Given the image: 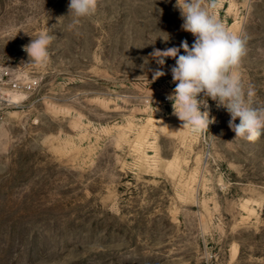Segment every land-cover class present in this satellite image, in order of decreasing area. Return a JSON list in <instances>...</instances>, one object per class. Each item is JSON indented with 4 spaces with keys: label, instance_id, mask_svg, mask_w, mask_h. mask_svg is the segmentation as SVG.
I'll list each match as a JSON object with an SVG mask.
<instances>
[{
    "label": "rangeland",
    "instance_id": "obj_1",
    "mask_svg": "<svg viewBox=\"0 0 264 264\" xmlns=\"http://www.w3.org/2000/svg\"><path fill=\"white\" fill-rule=\"evenodd\" d=\"M68 4L0 0V264H264V136L235 138L211 99L193 134L166 98L175 60L152 80L154 49L194 42L176 0H97L76 24ZM214 14L247 38L239 71L264 107V0Z\"/></svg>",
    "mask_w": 264,
    "mask_h": 264
},
{
    "label": "clouds",
    "instance_id": "obj_2",
    "mask_svg": "<svg viewBox=\"0 0 264 264\" xmlns=\"http://www.w3.org/2000/svg\"><path fill=\"white\" fill-rule=\"evenodd\" d=\"M175 7L183 20L182 30L191 33L194 42L189 46L183 40L179 47L154 49L149 55L160 67L153 70L152 80L165 75L161 69L166 58L174 59L171 75L175 88L166 98L172 103L173 115L182 122L181 128L193 134L208 131L209 125L215 123V117L210 118L211 99L217 108L230 114L229 128L235 138L256 142L264 136V107L255 106V87H245L239 71L247 54V38L230 31L216 17L217 0H176ZM96 10L97 0H69L66 16L76 24ZM53 39L48 31L32 38L23 47L28 62L46 65ZM181 49L184 54H180Z\"/></svg>",
    "mask_w": 264,
    "mask_h": 264
},
{
    "label": "built area",
    "instance_id": "obj_3",
    "mask_svg": "<svg viewBox=\"0 0 264 264\" xmlns=\"http://www.w3.org/2000/svg\"><path fill=\"white\" fill-rule=\"evenodd\" d=\"M5 74H6V72H5ZM37 82L38 81H36V80H31V81H29L28 83H26V85H25V87L27 88V89H33V88H35V85L37 84ZM19 86V85H18ZM2 104V96H1V93H0V105Z\"/></svg>",
    "mask_w": 264,
    "mask_h": 264
}]
</instances>
